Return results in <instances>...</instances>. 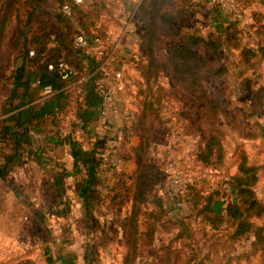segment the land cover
Segmentation results:
<instances>
[{
	"label": "rangeland",
	"instance_id": "obj_1",
	"mask_svg": "<svg viewBox=\"0 0 264 264\" xmlns=\"http://www.w3.org/2000/svg\"><path fill=\"white\" fill-rule=\"evenodd\" d=\"M141 1L84 0L86 4L93 5L92 19L96 20H88L93 22L92 31H99L105 36L104 53H94L72 44L76 53L93 59L95 65L105 58L111 61L108 65L112 64V69L121 64L118 69H123L126 80L123 91L132 97L133 104H137L135 94L141 89L142 94L152 95V112L148 118L151 121L146 123L147 128L141 127L139 118L136 117L134 120L137 123L133 125V129L142 141H147L149 151L154 144L159 143L162 156L173 157L181 170L193 175L195 181L182 197L183 207H175L176 197L171 196V179H166L160 190L168 197L165 199L167 211L155 202L158 193L155 188L149 189L148 202L146 205L142 204V210L147 213H142L139 228L150 229L152 232L155 227L156 232L150 235L151 242L140 247L138 245L134 250L136 254L133 253L134 258L129 261L125 259V255L128 250L126 238L130 227L128 216L132 213L133 190H130L127 178L118 180L119 185L108 190V197L97 196L99 203L92 205L89 210L90 220L84 221L83 226L77 222L81 216L77 217L74 211V196L60 193L47 197L44 193L33 190L37 182L34 176L43 167L40 162L48 161L50 157L63 159L65 156L67 162L73 163L80 157L78 151H85L84 144L76 135L75 121H82L78 111L83 108L80 101L76 100L71 109L73 115L66 118L62 131L64 136H61L67 138L68 145L62 143L52 149L53 144L47 132L32 134V137L30 134L22 147L20 160L12 163L9 171L0 178V264H163L167 255L161 248V243L179 231L174 227L178 224L177 217L189 213L190 216L183 221L187 227L183 239L174 243L180 247L182 254L177 256L174 263L172 259L168 263L261 264L260 253L250 255V242L237 249L218 245L209 250L210 242L222 237L221 228L207 218L211 213L203 206L208 196L214 202L219 198L224 199V206L233 201L234 197L239 198V194L232 192L230 186L231 175L237 172L238 164L232 152L235 146L233 138L235 141L246 142L250 159H264V53L258 51V57H253L252 64H244L241 53L242 47H259L263 42L259 29L264 23V18L261 17V14L264 15V0H248V3L247 0H242L241 15L220 8L213 0H179L180 27L208 35L235 23L239 31L237 40L240 47L222 49L220 61L226 65L227 74L221 79L209 74L204 80L207 91L224 92L228 102L227 114L220 118L228 129L227 161L218 166H202V163L195 161L200 140L205 134L204 127L197 121L199 108L204 101L187 83V78L174 73L175 68L170 63L166 43L159 51V57L167 64L159 78V85L155 82L152 86L142 84L143 88L139 89L140 73L132 70L131 61L128 60H133V56H138L142 49L137 42L142 32V27L137 22ZM56 3L57 0H53L51 13L59 11ZM170 40L167 38L166 41ZM204 52L208 57H213L208 47H205ZM256 58L259 59L254 60ZM5 117L4 108L0 107V163L11 151V136L5 135L3 128ZM126 118L132 120L133 117L131 115ZM100 120L104 126L105 119L101 115ZM125 125L127 124L123 122L114 127L111 134H106L103 129L86 133L90 138L88 147L94 146L97 151L94 159L105 162L104 155L117 148L125 160L124 143L129 137L124 129ZM240 126L241 131L238 129ZM247 132L251 134L245 137ZM256 134L257 137L253 138ZM154 161L149 169L152 179L158 178L157 175L160 178L161 163H164L160 158ZM125 172L122 167L120 172L116 171L117 177ZM261 174L257 190L263 196L264 168ZM104 200H109V203ZM222 227L225 229L227 224L224 223ZM82 233L85 234L83 240L80 238ZM29 254L31 259H28ZM207 254L209 256L205 257ZM187 259H190L188 263L185 262Z\"/></svg>",
	"mask_w": 264,
	"mask_h": 264
},
{
	"label": "trees",
	"instance_id": "obj_2",
	"mask_svg": "<svg viewBox=\"0 0 264 264\" xmlns=\"http://www.w3.org/2000/svg\"><path fill=\"white\" fill-rule=\"evenodd\" d=\"M40 1L0 0V87L3 90H9L12 96L18 93L19 88L23 89L22 99L19 102L4 107L6 117L3 128L5 135L10 134L11 136V151L7 154L5 160L0 163V177H4V173L9 171L12 163L20 160L22 147L28 141L30 134L32 137V134L47 132L53 140L52 149L64 142V138L61 137L62 114L68 110L71 99L77 94L69 84L71 82L82 84L83 76L91 71V69L83 73L77 71L71 78L61 79L55 70L48 68L50 61L57 60L48 57L45 52L46 45L55 29L38 16L37 8ZM65 2L72 5L73 19L67 17L63 11H58L55 14L65 22L67 29L71 30L69 37L73 38L76 33L97 35L102 39L105 37L99 31H92L93 22L88 21L96 20L92 19V3L77 4L73 0H57L55 5H61ZM240 3L243 8L242 0H240ZM178 7L179 0L141 1L138 6L137 22L142 27V32L137 42L142 49L138 56L135 54L133 56L135 58L128 60V62L131 61V66L140 73L139 89L143 88L141 87L142 84L151 85L155 82L159 85V78L162 76L165 66L167 67V64L159 57V51L166 43L170 63L175 68L174 73L182 78H187V83L204 101L199 108L197 121L204 127L205 134L200 140L195 161L202 163V166H218L227 161L228 129L221 123L220 118L227 114L228 102L224 92L207 91L204 80L209 74L216 79H221L227 74L226 65L220 61L222 49L232 46L240 47L237 40L239 31L235 23L230 24L223 30L210 32L208 35L197 30H187L178 25ZM261 17L264 18V15L261 14ZM13 28L16 32L14 37L10 39ZM260 28L259 34L263 36V42L259 47H242L241 53L243 54L244 64H252L253 57L257 56L258 51L264 53V23ZM167 38L171 40L167 42ZM5 43H7L6 48H4ZM205 47L210 49L213 55L212 58L204 52ZM31 49L35 50L34 55H30ZM17 52H20L19 57L23 59V62L12 68L9 73L7 64L15 59ZM101 62L99 61L98 64H101ZM120 66L121 64L116 68H120ZM33 81H39L38 86L40 88L50 85L53 94L45 101H37L42 95L31 91ZM150 88L152 90V87ZM151 97V94H142V89L135 94V100H138V102L137 104L135 102L136 109L132 113V124L137 123L134 119L138 117L140 126L147 128L146 123L150 120L148 118L152 112ZM25 107L29 108L26 119L23 118L22 113ZM106 128L114 130L113 125L108 124ZM127 128L128 126L124 127L128 134ZM241 128L240 126L238 129L241 131ZM250 134V132H247L244 136H250ZM256 137L257 134L253 138ZM233 141L235 146L232 152L237 158L238 164L237 172L231 175L230 186L236 189L239 200L237 202L231 201L228 204L227 215L223 216L215 214L214 200L209 196L207 197L208 200L203 206L206 211L211 213L207 218L221 228L220 234L222 236L210 242L209 250H213L218 245L229 249H237L241 245L250 242L252 246L250 255L260 253L261 264H264V188L263 196H260L257 190L264 164L251 162L245 141H235L234 138ZM82 153V151H78L79 156ZM138 154L137 178L133 190L132 213L128 216L130 227L126 238L128 250L125 259L129 261L134 258L136 254L134 250L138 248V245L140 247L151 242L150 235L156 232L155 227L152 232L149 231L150 229L143 230L139 228L142 213H147V211L142 210V204L146 205L148 202L149 189L155 188L156 193L158 192L155 202L161 209L167 211L165 199L168 197L162 194L160 190L166 179L170 181V177L164 169V163H161L160 178L159 175H157L158 178H151L149 169L155 163L156 158L150 155L146 140L142 141ZM48 162L49 167L45 171L42 186L44 187L45 196L54 197L62 192L69 170L65 163L56 157H50ZM171 196L173 197L172 194ZM189 216L190 213L179 215L177 217L178 224L174 226L179 231L175 233L176 235L165 239L161 243V248L165 250V255H167L163 264H170L168 261L171 259L174 263L177 256L180 253L182 254L180 247L174 243L176 240L181 241L183 239L184 230L187 228L184 226L183 221ZM257 219L261 221L258 222ZM224 223L227 224V227L222 229ZM227 259L229 261L230 257ZM49 260L53 261L52 258H49ZM189 261L190 259H187L185 262L188 263Z\"/></svg>",
	"mask_w": 264,
	"mask_h": 264
},
{
	"label": "crops",
	"instance_id": "obj_3",
	"mask_svg": "<svg viewBox=\"0 0 264 264\" xmlns=\"http://www.w3.org/2000/svg\"><path fill=\"white\" fill-rule=\"evenodd\" d=\"M52 4L53 0H41L37 8L38 16L44 22L48 23L51 27L55 29V32L52 33L50 41L46 45L45 52L47 53L48 57L54 59L64 58L70 61L75 66L78 72L83 73L90 69L92 70L96 63H94L93 59L89 57L86 58L84 55L76 53V50L74 49V46L72 44V37H69L71 30L67 29L65 22L62 19H60L54 13H51ZM15 32L16 30L13 28L12 36L10 37V39L14 37ZM6 47L7 43H5L4 48ZM19 53L20 52H17L15 54V59H13L11 62H8L7 67L9 73L11 72L12 68L20 65L23 62V59L19 57ZM111 66L112 64L110 66L108 65V69L112 71L113 69ZM132 70L137 71L133 67ZM69 86L73 87L77 94H75V96L71 99V104L68 107V110L64 114H62L63 119L61 133L64 130L66 118L68 119L73 115V111L71 110L73 107L72 105L76 100L80 101V104L83 108L79 109L78 114L79 118L82 119V121H75V129L77 138L80 139V141L85 146V151L82 153V156H80L79 159H75L73 163L67 162L65 156V159L59 158L65 163L66 167L69 170V173L65 178V185L62 189L61 194L67 193L68 195L75 197L76 205L74 211L77 217L81 216V218L77 222L78 224H80V226H83L84 221L90 220L89 210L92 205H94V203H99L97 196L108 197V190L112 188V186H114V188L115 186H118V180H123V178H127V180H129L127 183L130 184V190H134L137 178L139 156L138 150L141 146L142 138L137 135V132L133 129V125L135 126V124H132L130 118H126L131 116L133 111L136 109L135 104H133V99L128 94H125L124 91H121L118 95L119 114L115 118L114 127L119 126V124L125 122V124H127L125 126H128L127 129L129 131V137L125 140L124 143L125 160L123 167L126 172L121 173L120 176L122 178L119 175L117 177L116 172L110 170L106 162H104L102 159H94V155L97 154V151L94 150V146L88 147L90 138L86 134L87 132L91 134L93 132H97L99 129L105 130L106 134H111L114 132L101 125L102 122L100 120L99 115L100 97L98 92L96 91L92 82L82 84H77V82H71ZM22 90V88H19L18 93L12 96L9 90H3L0 87V107L3 109L5 107V103L6 106H9L19 102L22 99ZM31 91H35L37 92V94L42 95V97L39 98L37 101H45L53 94V92L44 94L43 88H40L36 81H33L31 83ZM22 113L23 118L26 119L29 113V108H23ZM124 113L127 114L125 115ZM4 115H6V113H4ZM61 135L64 136L63 133ZM63 138V143H65L64 145L67 146V138ZM50 139L53 142L52 137H50ZM60 145H62V143H60ZM58 146L59 144L55 146L54 149H56ZM87 147L88 149H86ZM250 160L253 163L257 162L264 164V159ZM31 163H33V161H31ZM40 163L43 164V167H41V171L37 172L34 176V180H36L37 182L36 186L33 187V190H35L37 193H44V187L42 186V182L45 179V171L49 167V162L43 160ZM261 176L262 174H260V177ZM259 182L261 181L259 180ZM259 182L258 184H260ZM104 201L106 203H109V200ZM227 211L228 209H225V214L223 216L227 215ZM84 235L85 234L82 233L80 236L82 240ZM30 256L31 254H29L28 259H31Z\"/></svg>",
	"mask_w": 264,
	"mask_h": 264
},
{
	"label": "built area",
	"instance_id": "obj_4",
	"mask_svg": "<svg viewBox=\"0 0 264 264\" xmlns=\"http://www.w3.org/2000/svg\"><path fill=\"white\" fill-rule=\"evenodd\" d=\"M77 4H81L84 0H73ZM220 8L227 9L235 15L242 14V6L240 0H213ZM56 9L63 11L65 15L71 19L74 17L72 5L65 2L61 5L57 4ZM73 44L78 48L90 49L94 53L103 54V39L97 35H88L86 33H76L72 38ZM35 50H30V55H34ZM110 60L105 58L101 64H97L94 68L86 73L83 78V83L92 82L96 91L99 94V113L105 119L104 126L113 125L114 120L119 114L118 95L125 89L126 80L123 69L114 68L112 71L108 69ZM48 68L55 70L61 79H69L77 72L75 66L64 58H59L48 63ZM39 81H37L38 83ZM52 92L50 85L43 86V93ZM117 127V126H116ZM122 132L121 129L118 130ZM160 144H154L150 149V155L154 158H160L164 162V169L171 179V188L173 196L176 197L175 207H183V195L185 190L192 184L195 179L190 173L181 170L176 159L171 156H162ZM104 160L108 164L110 170L120 171L124 164V158L118 153L117 148H113L112 153L104 155ZM61 264V263H59Z\"/></svg>",
	"mask_w": 264,
	"mask_h": 264
},
{
	"label": "water",
	"instance_id": "obj_5",
	"mask_svg": "<svg viewBox=\"0 0 264 264\" xmlns=\"http://www.w3.org/2000/svg\"><path fill=\"white\" fill-rule=\"evenodd\" d=\"M77 151H75V154H76ZM232 189V192H235L236 189L234 187L231 188ZM238 197H234L233 198V201L234 202H237L238 201ZM224 203H225V200L224 199H217L214 203H213V208H214V211L217 215L221 214V215H224L225 214V209H228V205L227 206H224Z\"/></svg>",
	"mask_w": 264,
	"mask_h": 264
}]
</instances>
